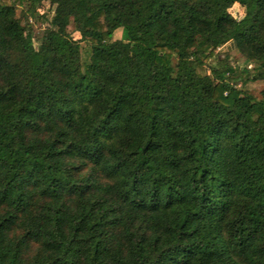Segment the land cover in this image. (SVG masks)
<instances>
[{
  "label": "trees",
  "instance_id": "obj_1",
  "mask_svg": "<svg viewBox=\"0 0 264 264\" xmlns=\"http://www.w3.org/2000/svg\"><path fill=\"white\" fill-rule=\"evenodd\" d=\"M43 3L36 41L17 6ZM229 44L244 68L208 73ZM240 81L264 83V0H0V264H264Z\"/></svg>",
  "mask_w": 264,
  "mask_h": 264
},
{
  "label": "rangeland",
  "instance_id": "obj_2",
  "mask_svg": "<svg viewBox=\"0 0 264 264\" xmlns=\"http://www.w3.org/2000/svg\"><path fill=\"white\" fill-rule=\"evenodd\" d=\"M17 10H18V15L23 18V21L27 25L28 30L33 31L35 40L37 41L38 39H40L45 29L48 28L49 25L48 19L52 17V7L50 6V4L43 3L41 6L38 7L37 13L41 17H35L32 14V8H30L28 4H26L23 7L17 6ZM231 13L238 19H241L244 15V10L242 7H240V5H235L231 9ZM69 31L75 40L81 39L80 34L74 32L73 27H70ZM121 38H122V31L121 30L116 31L113 40L116 41V40H120ZM82 45L86 47L85 44ZM218 52H217L218 54L216 55V59L212 58L208 60L207 61L208 64L205 65L208 73H210L209 65H215V64L218 67H222L224 64L231 65L232 67L237 68L239 70H242L244 68L245 59L236 51L230 50L228 49V47H224ZM218 61H222V63H219ZM175 64H176V60L173 61V65ZM242 83H243L242 81L237 83L238 88L242 87ZM242 90L251 93L257 99H262L264 93V83L262 82L248 83L246 86L242 87Z\"/></svg>",
  "mask_w": 264,
  "mask_h": 264
},
{
  "label": "crops",
  "instance_id": "obj_3",
  "mask_svg": "<svg viewBox=\"0 0 264 264\" xmlns=\"http://www.w3.org/2000/svg\"><path fill=\"white\" fill-rule=\"evenodd\" d=\"M228 49H230V50L233 49V45L232 44H229L228 45Z\"/></svg>",
  "mask_w": 264,
  "mask_h": 264
},
{
  "label": "built area",
  "instance_id": "obj_4",
  "mask_svg": "<svg viewBox=\"0 0 264 264\" xmlns=\"http://www.w3.org/2000/svg\"><path fill=\"white\" fill-rule=\"evenodd\" d=\"M249 68H251V66Z\"/></svg>",
  "mask_w": 264,
  "mask_h": 264
}]
</instances>
